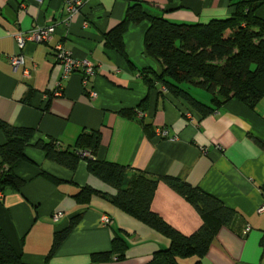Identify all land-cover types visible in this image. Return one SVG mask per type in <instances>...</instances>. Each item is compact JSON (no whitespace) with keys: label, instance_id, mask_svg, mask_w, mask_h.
I'll list each match as a JSON object with an SVG mask.
<instances>
[{"label":"crops","instance_id":"0c3cea01","mask_svg":"<svg viewBox=\"0 0 264 264\" xmlns=\"http://www.w3.org/2000/svg\"><path fill=\"white\" fill-rule=\"evenodd\" d=\"M81 1L80 11L69 15L65 24L66 0H0V120L34 128L32 144L38 138H52L67 147L81 132L99 131L95 158L156 177L182 179L235 211L231 224L218 228L199 264H264V213L256 212L264 202V149L256 143V139L264 143V99L251 109L232 98L214 113L200 116L165 88L148 89L143 83L141 68L161 69L157 61L143 54L146 22L131 25L123 36L132 66L104 40L133 1L171 22L206 23L229 17L240 3H260L254 14L264 19V0ZM35 25H54L55 30L47 42L27 41L20 51L24 66L14 67L9 61V56L19 53L14 35ZM57 44L74 57L89 60L95 72L84 86L80 72H74L62 82V94L47 101L62 74L54 55ZM23 67L31 70L28 79L23 78ZM190 90L202 101H210L204 89ZM92 91L97 93L94 98L89 97ZM122 110H131L132 116H124ZM162 128L176 139L157 136V129ZM4 140L0 130V144ZM24 153L27 160L15 169L24 183L18 190H6L0 198V228L25 264H43L54 233L77 215L79 219L49 264H147L155 252L169 247L166 236L101 195L92 194L87 204L78 203L75 195L84 186L107 196L116 193L88 172L86 161L70 170L48 160L31 144ZM150 208L185 235L203 223L194 206L162 180ZM54 212L61 214L56 221ZM102 215L110 218L108 225L101 223ZM116 235L127 244L124 255L116 258L118 253H112L109 259L92 260L94 253L111 250ZM178 263L195 264V257L180 258Z\"/></svg>","mask_w":264,"mask_h":264},{"label":"trees","instance_id":"16d2710c","mask_svg":"<svg viewBox=\"0 0 264 264\" xmlns=\"http://www.w3.org/2000/svg\"><path fill=\"white\" fill-rule=\"evenodd\" d=\"M259 4H237L229 17L211 19L206 23H177L162 15L152 14L141 3L133 1L128 5L123 19L105 33L104 40L107 47L118 52L132 66L124 49L123 36L131 25L146 22L148 27L144 34L143 54L161 66L159 71L153 68L139 70L148 89L165 88L168 94L200 116L214 113L223 102L232 98L254 109L264 99V19L254 14ZM192 87L204 89L209 93L210 101L197 98L190 90ZM31 91L28 90L25 98ZM52 97V93H48L47 101ZM145 102L146 98L141 101V106ZM122 111L124 116H132L131 110ZM143 128L147 129L148 126L143 124ZM0 130L5 137L0 144L1 195L6 190H18L24 183L15 169L27 160L24 153L27 145L41 149L48 160L70 170H75L78 162L86 161L88 172L114 188L116 193L107 196L84 186L75 195L78 203L87 204L92 194L101 195L169 239V247L155 252L147 264H179L178 259L189 257H195V264H199L218 228L230 225L235 218L233 209L182 179L156 177L129 166L95 158L100 143V132L97 130L81 132L67 147H61L60 142L52 138H38L32 144L34 128L15 126L0 120ZM256 143L264 149V143L257 139ZM78 150L89 152L92 158H79L76 154ZM42 175L55 184L59 183L46 173ZM160 180L190 202L201 216L203 223L193 233L182 234L150 208ZM79 217H73L67 227L54 233L43 264H49V259ZM126 249L124 239L116 235L111 241V250L94 253L92 260L109 259L112 253H118L116 258H121ZM0 264H25L1 228Z\"/></svg>","mask_w":264,"mask_h":264},{"label":"built area","instance_id":"2783aa9c","mask_svg":"<svg viewBox=\"0 0 264 264\" xmlns=\"http://www.w3.org/2000/svg\"><path fill=\"white\" fill-rule=\"evenodd\" d=\"M38 2H42V0H36ZM82 1L81 0H66L65 3V9L67 11V17L69 15H74L80 11ZM64 19V23L66 24L67 21L71 18ZM55 30L54 25H47V26H38L35 25L32 29H30L27 32H18L16 35H14L16 46L19 49V53L17 55H11L9 56V61L11 65L14 67H17L19 65L24 66V55L20 52L23 47L25 46V43L27 41H34V42H47L50 40L53 32ZM54 55L55 60L59 62L62 65V74L61 78L57 83L56 89L52 92V96L56 95L59 96L62 93V82L67 80L71 74L74 72L80 71L81 73V80L82 85H86L88 78L94 74L95 67L93 64L87 60V59H79L72 55L71 51L65 49L62 45L57 44L54 46ZM23 78L28 79L31 75V70L23 67ZM93 92V91H92ZM141 115V114H140ZM184 115L186 118L190 121L192 120V115L189 111H185ZM156 135L162 138H168V139H176L175 137H170L168 133L167 128L157 129ZM76 154L79 156V158H92L89 152L78 150L76 151ZM0 193V198H1ZM257 213H264V202L261 203V205L257 209ZM61 214L58 212H54L52 214V219L54 221L58 220L60 218ZM110 222V218L107 215L101 216V223L104 225H108ZM248 230V227L247 229ZM116 259V258H115Z\"/></svg>","mask_w":264,"mask_h":264},{"label":"rangeland","instance_id":"374dc122","mask_svg":"<svg viewBox=\"0 0 264 264\" xmlns=\"http://www.w3.org/2000/svg\"><path fill=\"white\" fill-rule=\"evenodd\" d=\"M63 89V88H62ZM62 94V93H61ZM97 96V93H96V91H93V92H90V96L89 97H91V98H94V97H96ZM47 97V96H46ZM256 212H257V209H256Z\"/></svg>","mask_w":264,"mask_h":264}]
</instances>
